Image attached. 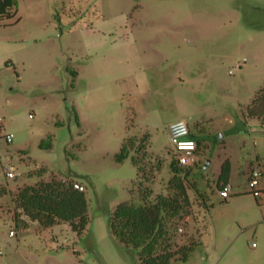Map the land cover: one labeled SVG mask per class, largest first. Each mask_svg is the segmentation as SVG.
<instances>
[{"label":"rangeland","instance_id":"rangeland-1","mask_svg":"<svg viewBox=\"0 0 264 264\" xmlns=\"http://www.w3.org/2000/svg\"><path fill=\"white\" fill-rule=\"evenodd\" d=\"M0 24V185L12 192L0 197V264H141L110 214L142 203V188L168 194L173 164L191 205L167 226L179 247L197 244L174 264H264V208L247 182L264 167V123L244 114L264 86V0H17ZM181 119L199 142L187 166L169 132ZM127 138L136 150L119 162ZM53 179L85 187L82 235L24 220L19 189Z\"/></svg>","mask_w":264,"mask_h":264},{"label":"trees","instance_id":"trees-1","mask_svg":"<svg viewBox=\"0 0 264 264\" xmlns=\"http://www.w3.org/2000/svg\"><path fill=\"white\" fill-rule=\"evenodd\" d=\"M16 3L17 0H0V22L4 17L12 16ZM245 112L246 117L257 118L264 123V86L256 93ZM192 136L197 139L195 134L192 133ZM133 142L130 138L126 139L121 152L116 156L117 161H124L136 150ZM140 144L143 149L146 148L145 144L142 145L143 141ZM145 157L146 151L142 156H133V161L138 167V176H142L141 182L150 181L142 167ZM172 169L175 177L169 185L168 194L154 195L151 188H142V203H121L110 214L111 234L119 243L135 250L141 264L185 262L197 246L192 242L189 246L179 247L170 236L167 224L187 214L191 205L188 185L179 175L182 169L175 164ZM229 175L230 161L227 160L223 165L222 178L227 179ZM75 184L63 179L41 182L37 186L19 189L16 199L31 220L39 221L45 228L58 222H67L77 234L82 235L91 222L89 202L86 194L77 189ZM140 185L142 186V183ZM11 193L6 186L0 185V197ZM24 226H27V223H24Z\"/></svg>","mask_w":264,"mask_h":264},{"label":"built area","instance_id":"built-area-1","mask_svg":"<svg viewBox=\"0 0 264 264\" xmlns=\"http://www.w3.org/2000/svg\"><path fill=\"white\" fill-rule=\"evenodd\" d=\"M171 141L177 151V159L182 166L190 165L196 158L198 151V141L192 136V129L187 120L181 119L172 123L169 127ZM2 129L0 128V134ZM6 140L12 141V135L7 134ZM3 173L6 179L15 178L16 174L10 166H3ZM249 193L253 195L258 205L264 208V167L254 168L249 173L248 179ZM75 187L79 190H85L83 185L78 183ZM233 185L228 183L221 191V195L227 199L233 190ZM10 235H16L15 230L10 231ZM256 245V243H254ZM0 253H2V247L0 246Z\"/></svg>","mask_w":264,"mask_h":264},{"label":"crops","instance_id":"crops-1","mask_svg":"<svg viewBox=\"0 0 264 264\" xmlns=\"http://www.w3.org/2000/svg\"><path fill=\"white\" fill-rule=\"evenodd\" d=\"M10 43H12V42H10L9 41V44ZM5 53H7V54H9V55H11V60L13 61L12 63L15 65V67H16V70H18V67H19V65H20V62H19V59L17 58V56H16V53H15V48H13V49H9V51L7 50V51H5ZM4 53H0V64L2 65V63H4V55H3ZM24 220H26V222H28L29 224H30V226H33L34 228H37L38 229V227L40 226V222L39 221H29L28 219H24Z\"/></svg>","mask_w":264,"mask_h":264},{"label":"water","instance_id":"water-1","mask_svg":"<svg viewBox=\"0 0 264 264\" xmlns=\"http://www.w3.org/2000/svg\"><path fill=\"white\" fill-rule=\"evenodd\" d=\"M210 163V160H208L207 164L205 165V169L208 167V164Z\"/></svg>","mask_w":264,"mask_h":264}]
</instances>
